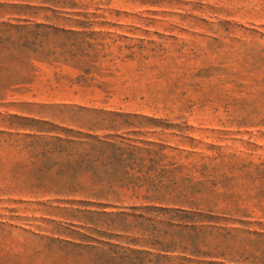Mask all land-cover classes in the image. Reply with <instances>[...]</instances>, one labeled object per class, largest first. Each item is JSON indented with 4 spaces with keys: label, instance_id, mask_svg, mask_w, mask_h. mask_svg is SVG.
<instances>
[{
    "label": "rangeland",
    "instance_id": "obj_1",
    "mask_svg": "<svg viewBox=\"0 0 264 264\" xmlns=\"http://www.w3.org/2000/svg\"><path fill=\"white\" fill-rule=\"evenodd\" d=\"M0 264H264V0H0Z\"/></svg>",
    "mask_w": 264,
    "mask_h": 264
}]
</instances>
